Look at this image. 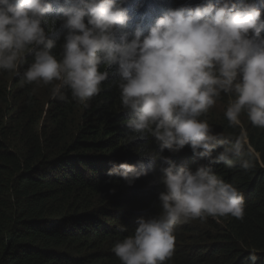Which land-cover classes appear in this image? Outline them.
Returning a JSON list of instances; mask_svg holds the SVG:
<instances>
[{"label":"trees","instance_id":"obj_1","mask_svg":"<svg viewBox=\"0 0 264 264\" xmlns=\"http://www.w3.org/2000/svg\"><path fill=\"white\" fill-rule=\"evenodd\" d=\"M209 2L220 0H126L129 19L116 26L117 42L123 33L130 40L137 29L146 35L169 9ZM234 2L237 8L252 3L264 19V0ZM50 3L52 23L42 27L56 42L51 54L60 59L67 29L58 9L75 0ZM32 59V53L25 55L19 74L0 70V264H121L114 245L133 233L137 218L162 212L158 195L165 188L157 180L169 165L151 156L192 171L210 167L245 203L243 219L179 222L173 255L164 264H251L250 254L255 264H264V128L253 126L245 113L238 125L229 123L225 111L234 96L221 93L201 119L223 141L212 156L238 144L239 157L231 166L210 163L189 146L161 153L151 136L142 139L127 127L132 114L121 103L116 65L100 66L110 75L85 107L66 86L64 99L53 97L58 81L26 83L22 74ZM144 157L147 174L132 186L107 175L113 163L136 165Z\"/></svg>","mask_w":264,"mask_h":264},{"label":"clouds","instance_id":"obj_2","mask_svg":"<svg viewBox=\"0 0 264 264\" xmlns=\"http://www.w3.org/2000/svg\"><path fill=\"white\" fill-rule=\"evenodd\" d=\"M125 2L75 0L60 7L67 34L57 59L51 54L56 42L42 27L52 23L47 18L50 0H0V70L19 74L25 55L32 53V62L22 74L26 83L58 81L53 97L64 99L61 89L66 86L72 98L87 107L86 101L101 91V83L110 75L100 66L116 65L121 103L132 114L128 128L142 139L151 136L161 153L189 146L210 163L224 161L231 166L240 146L225 147L213 157L223 141L201 117L224 93L234 96L225 111L231 125H238L245 113L253 126L264 128L261 10L252 3L237 8L234 0L169 9L146 35L137 29L130 40L123 33L117 42L116 26L129 19L122 7ZM145 158L149 157L136 165L113 163L107 175L132 186L147 174ZM158 158L169 165L157 180L165 188L158 195L162 212L137 218L133 233L114 245L121 264H164L173 255L179 222L244 217L243 194L210 167L192 171L171 164L167 157L150 160ZM256 259L250 254L251 264Z\"/></svg>","mask_w":264,"mask_h":264}]
</instances>
